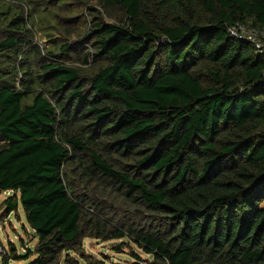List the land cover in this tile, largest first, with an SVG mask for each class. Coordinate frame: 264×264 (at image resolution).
<instances>
[{
    "label": "trees",
    "instance_id": "trees-1",
    "mask_svg": "<svg viewBox=\"0 0 264 264\" xmlns=\"http://www.w3.org/2000/svg\"><path fill=\"white\" fill-rule=\"evenodd\" d=\"M96 2L45 56L0 0V191L36 239L4 264H101L88 237L134 264H264V53L229 31L264 28V0Z\"/></svg>",
    "mask_w": 264,
    "mask_h": 264
},
{
    "label": "rangeland",
    "instance_id": "rangeland-1",
    "mask_svg": "<svg viewBox=\"0 0 264 264\" xmlns=\"http://www.w3.org/2000/svg\"><path fill=\"white\" fill-rule=\"evenodd\" d=\"M32 1L7 0L9 4L18 6L24 15L32 11L30 21L33 24L29 23L31 35L28 36L27 41L30 47L23 51L25 54L39 49L41 54L46 56L48 49H53L60 43H69L79 39L88 29L92 9L100 11L96 0H64L62 7H53L54 11L39 8V6L50 3L46 0L35 2L37 8L32 10V3H34ZM9 194V191H0V264H4V256L10 249L9 243L14 244L17 254H22L26 246L32 247L36 242L25 220L21 205L19 204L16 212L10 214L4 208L2 201ZM83 248L84 253L90 255L93 262L101 264H134L137 262L134 254L144 260L150 259L148 254L126 238L101 240L88 237L83 240ZM32 258L20 261L11 259L9 263L28 264ZM79 261L80 264H85L83 260L79 259Z\"/></svg>",
    "mask_w": 264,
    "mask_h": 264
},
{
    "label": "built area",
    "instance_id": "built-area-1",
    "mask_svg": "<svg viewBox=\"0 0 264 264\" xmlns=\"http://www.w3.org/2000/svg\"><path fill=\"white\" fill-rule=\"evenodd\" d=\"M230 33L238 38L251 42L258 53H264V28H255L236 24L229 29ZM1 250V249H0Z\"/></svg>",
    "mask_w": 264,
    "mask_h": 264
}]
</instances>
